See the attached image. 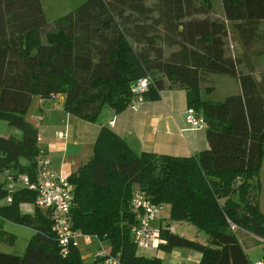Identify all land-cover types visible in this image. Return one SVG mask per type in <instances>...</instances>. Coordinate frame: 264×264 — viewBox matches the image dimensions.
Returning <instances> with one entry per match:
<instances>
[{
    "label": "trees",
    "instance_id": "trees-1",
    "mask_svg": "<svg viewBox=\"0 0 264 264\" xmlns=\"http://www.w3.org/2000/svg\"><path fill=\"white\" fill-rule=\"evenodd\" d=\"M219 2L222 19L209 15L206 0H85L48 23L40 0H0V123L18 132L0 136V174L35 178L37 130L24 120L34 97L62 95L65 114L94 123L103 106L124 111L131 84L148 76L145 100H157L166 82L180 88L186 109L202 118L206 148L192 156L136 153L101 127L89 160L65 176L73 195L71 229L105 243L118 264H160L157 257L138 255L132 244L134 191L167 205V221L185 222L205 238L203 244L188 240L166 225L159 228L156 250L194 251L197 264H251L234 226L260 239L264 262V214L258 206L264 74L256 79L241 69L245 54H263L264 0ZM229 32L239 47L234 56L225 49ZM202 74L234 78L239 92L205 100L212 88L201 89ZM5 185L4 177L0 202ZM34 197L33 191L15 189L10 203L1 204L0 218L33 233L20 256L0 252V264H84L76 247L59 255L49 215L33 206ZM21 205L31 212H21ZM13 240L0 232V244ZM93 253L90 264H102Z\"/></svg>",
    "mask_w": 264,
    "mask_h": 264
},
{
    "label": "crops",
    "instance_id": "crops-1",
    "mask_svg": "<svg viewBox=\"0 0 264 264\" xmlns=\"http://www.w3.org/2000/svg\"><path fill=\"white\" fill-rule=\"evenodd\" d=\"M261 27L264 28V23L262 24ZM262 47H263L262 48L263 54L261 53L259 56L260 58H262V62H263L262 67L260 68L261 70L260 74H264V46ZM259 57H253V54L248 55L249 59H257ZM245 68L246 70L244 71L251 72L253 76H255V72H257L256 70H258V68H256L255 65L254 67L248 65L245 66ZM34 100H36V106H35V109L37 111L36 113L42 116V121L44 117H46L47 115H50L54 118L57 117L59 112H63L62 95H56L54 99H48V100H41L37 97H34L32 99L31 105L34 104ZM185 108L186 107H185L184 92L177 87H166L163 88L161 91H159L157 100L154 101L145 100L143 106L137 112H131L125 108V110L122 111L121 113L115 114L111 109H107L106 110L107 117L103 119L101 122H97L98 118H96L94 123H86L89 126H91L89 136H84V135L80 136L82 132L79 131L81 129L79 127H83L86 129V131L83 130L84 134L89 132L87 130L89 129L88 127L81 125L82 123L85 122L73 116L68 115L69 119L67 120V123L69 124V126H67L68 128L67 132H69L70 135L74 131L75 134L74 138L82 137L86 142L89 143V145H91V142L95 137V134L97 133L98 129L104 127L114 132L122 139H124L126 144L129 146V148H131L136 153L152 152L155 154L189 157L192 156L195 152L205 149L206 142L204 140L203 128L193 131L184 130L186 129V125L183 118ZM102 111H103V107L100 113ZM109 122H112V124L110 125ZM50 132L51 130L48 131L49 134ZM38 133L45 134L46 132L44 129L41 130L39 129ZM53 138L49 137V135L46 133V139L49 142L48 144L51 147V151L52 152L53 151L58 152L60 150L64 151L65 146L61 144V142L63 141H59L54 138L56 140L55 141ZM84 153L85 152H82V154ZM79 165L81 164H78L77 166L73 167L72 170L74 171ZM57 169L60 170L61 168L60 167L52 168L53 171L59 172V170ZM258 182L260 185V192L258 195V206L260 212L264 214V159L262 160L260 166V170L258 174ZM24 206L28 207L26 205H21L20 210L21 207ZM26 213H30V211L26 210ZM167 213L168 210L166 214ZM163 220L166 219L157 218L151 224V226L159 229V228H164L167 225L168 230L173 234H176L188 240L199 241V243L202 244L205 242L204 236L202 234L199 235L193 226L185 222H171L172 226H170L171 224ZM176 224H178V226ZM180 226L186 230H191V232H193L192 236L187 237L181 234V232L177 230L178 227ZM233 231L235 232V234L238 233V235H235V237L242 251L244 250V248L247 249L249 248V246H253L254 244H256L259 247L260 249L259 257L254 260H250V257L246 253V250L245 252L243 251L248 261L251 264H254L258 261H262L260 239L241 230H233ZM197 237H200V240H198L199 238L197 239ZM242 243L244 245V248L242 246ZM177 250L178 249H173L171 252H180ZM154 252H156V250L150 252L149 254L150 257L151 256L153 257ZM192 252L193 251L191 252L182 251L181 255L188 258H194L196 260L195 264H197L200 255L196 253L195 256L193 255ZM176 261L181 262L182 260L178 259ZM177 264H182V263H177Z\"/></svg>",
    "mask_w": 264,
    "mask_h": 264
},
{
    "label": "rangeland",
    "instance_id": "rangeland-1",
    "mask_svg": "<svg viewBox=\"0 0 264 264\" xmlns=\"http://www.w3.org/2000/svg\"><path fill=\"white\" fill-rule=\"evenodd\" d=\"M85 0H40L41 7L44 13V17L48 23H51L53 20L57 19L58 17L64 15L66 12L74 9L77 7L79 4H81ZM197 2H201L203 0H195ZM209 4V15L212 17H215L217 19H222V11H221V6L219 0H206ZM230 31V30H229ZM229 37L226 40V53L230 56L237 55L239 53V47L238 45L232 40L233 35L230 34L229 32ZM243 67L244 66H252L258 68L255 72V78L258 79L260 77L261 70L260 68L262 67V58H257V59H249L248 56L245 54V58L243 59ZM241 68L242 70H246V68ZM132 85V84H131ZM168 84L164 82V88L168 87ZM131 87V86H130ZM175 87V86H172ZM200 87L203 90L204 87H211L212 90L211 92L204 97L205 100L211 101V102H218L224 99L227 96L237 94L239 91V85L237 83V80L234 78L222 76V75H212V74H202V82L200 83ZM36 100H34V104L29 107L28 111L26 112L24 116V120H26L33 128L37 130V136L39 137V141L36 142L38 150L41 152V158H46L49 163H50V168H61L59 172L54 173L65 177L69 173H71L73 170L72 168L77 166L78 164H83L89 160L90 154H91V147L93 140L91 142V145H89L88 142L84 140V138H74V131L72 134L69 135L68 128L69 124L67 123L68 115H64L65 113L59 112L57 117H52L50 115H47L44 117L43 121L36 122L35 117L36 116H41L37 114L36 109ZM102 109V108H101ZM110 109L106 106H103V111L99 114L97 117V122H101L103 119L107 117V112L106 110ZM101 111V110H100ZM35 116V117H34ZM42 117V116H41ZM184 118V117H183ZM67 123V124H66ZM81 125H84L85 127H88L87 129L89 132L84 134L83 130L86 131L85 128H81L79 131L82 132V135L84 136H89L90 135V129L91 126L88 124L82 123ZM92 125V124H90ZM44 129L45 132L49 135V137H55V131H64L66 129L67 135L65 138H63L61 141V144H63L64 151L60 150L58 152H52L51 147L48 144L49 142L46 139V133L45 134H39L38 130ZM202 129V128H201ZM51 130L50 134L48 131ZM8 135H14L15 137L18 136V132L11 128L7 127L4 123H0V136L2 137H7ZM96 136V134H95ZM53 138V139H54ZM54 139V140H55ZM57 140V139H56ZM55 140V141H56ZM60 141V140H59ZM46 149V150H45ZM82 152H85L82 154ZM87 160V161H85ZM56 166V167H55ZM10 175L11 172H8ZM4 175L0 174V182L4 179ZM0 202V206H1ZM161 205V210L158 214L159 219H166L163 221H166L167 223L171 224L170 221H167V216L168 213L166 214L168 210V206L165 204H160ZM26 210H29L31 212L32 207H21V212H26ZM41 212H45L44 210L39 209ZM48 214V213H47ZM178 226V224H176ZM172 226V224L170 225ZM177 229V228H176ZM178 231L181 232L184 236L191 237L193 232L191 230H186L183 227H178ZM0 232H4L7 234H10L14 237L13 242L11 245H5V244H0V252L2 253H8V254H14L20 256L23 252V249L32 235L33 231L30 230L29 228H25L22 226H18L15 224H12L2 218H0ZM199 235L201 234L198 233ZM235 235H238L235 234ZM88 237V236H85ZM84 235H81L79 232H76L75 235V243L77 246V251L79 254V257L81 259V262L84 264H90L92 260V253L93 251L100 245L96 240H94L92 237L85 238ZM199 238V239H198ZM198 240H200V237H197ZM102 246H105V243L101 244ZM242 246L244 248V245L242 243ZM246 253L250 257V260L257 259L259 257L260 249L259 247L254 244L253 246H249V248L245 249ZM177 251L180 252H161L156 250L154 252L153 257H157L160 260V264H177V263H182V264H195L196 260L194 258H188L185 256H182V251H190L187 249H178ZM193 255L196 256V252H192ZM140 255L139 253H137ZM149 252H144L141 256L144 257H150ZM152 257V256H151ZM178 259H181L182 261H176Z\"/></svg>",
    "mask_w": 264,
    "mask_h": 264
},
{
    "label": "built area",
    "instance_id": "built-area-1",
    "mask_svg": "<svg viewBox=\"0 0 264 264\" xmlns=\"http://www.w3.org/2000/svg\"><path fill=\"white\" fill-rule=\"evenodd\" d=\"M150 77L145 76L136 80L130 87L131 98L126 109L131 112H137L143 106L145 99L144 93L151 85ZM56 95H50L49 99H54ZM36 122L42 120L41 116L35 117ZM184 122L186 129L199 130L203 127L202 118L194 113L191 109L184 110ZM111 125L112 122H109ZM182 130V131H184ZM57 140H62L67 135L66 129L56 131ZM39 137L36 136V142ZM41 152L34 158L35 162V178L29 181L27 175L12 176L6 174L5 190L7 196L1 201L2 204L10 203V193L15 189H26L35 193L33 206L44 210L48 213L51 222V232L54 236L58 247V253L61 257H65L69 247H76L75 235L76 231L71 229L69 221V209L72 203V187L68 184L65 177L54 173L50 169V163L46 158H41ZM161 210V205H154L139 191H134L129 203V212L133 217V225L130 227V236L136 253L140 255L144 252H152L156 250V246L160 243L158 234L159 229L154 228L151 224L157 219ZM234 230V226H230ZM85 237V236H84ZM88 238V237H85ZM93 238V237H92ZM96 240L95 238H93ZM97 241V240H96ZM98 242V241H97ZM100 242H98L99 244ZM102 243L96 248L93 256L100 259L102 264H118L117 256L111 255L106 246ZM254 264H264L258 261Z\"/></svg>",
    "mask_w": 264,
    "mask_h": 264
}]
</instances>
